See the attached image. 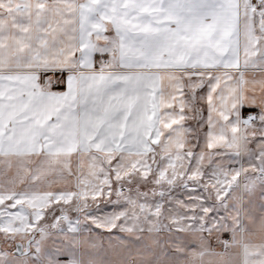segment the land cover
Here are the masks:
<instances>
[{
    "label": "snow or ice",
    "instance_id": "snow-or-ice-1",
    "mask_svg": "<svg viewBox=\"0 0 264 264\" xmlns=\"http://www.w3.org/2000/svg\"><path fill=\"white\" fill-rule=\"evenodd\" d=\"M0 264H264V0H0Z\"/></svg>",
    "mask_w": 264,
    "mask_h": 264
}]
</instances>
